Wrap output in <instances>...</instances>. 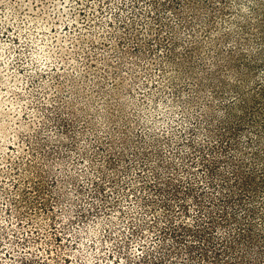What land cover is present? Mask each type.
I'll list each match as a JSON object with an SVG mask.
<instances>
[{
	"label": "trees",
	"instance_id": "trees-1",
	"mask_svg": "<svg viewBox=\"0 0 264 264\" xmlns=\"http://www.w3.org/2000/svg\"><path fill=\"white\" fill-rule=\"evenodd\" d=\"M105 4L98 11L112 30L87 49L88 82L97 80L87 95L82 75L55 68L45 73L50 86L27 92L26 185L11 203L28 230L16 245L67 233L66 165L86 156L79 144L88 132L93 153L127 179L101 175L117 194L132 190L144 210L127 225L140 252L125 253V241L114 248L124 264H264V0ZM10 250L0 264H58L53 249L45 258Z\"/></svg>",
	"mask_w": 264,
	"mask_h": 264
},
{
	"label": "rangeland",
	"instance_id": "rangeland-1",
	"mask_svg": "<svg viewBox=\"0 0 264 264\" xmlns=\"http://www.w3.org/2000/svg\"><path fill=\"white\" fill-rule=\"evenodd\" d=\"M107 1L0 0L2 261L9 262L8 253L14 248L21 254L24 251H37L42 258L50 256V250L53 249L52 255L59 256L58 264H124L123 255L114 249L121 245L120 241H125V253L133 254L141 250L139 240L128 239L127 225L132 217H136L134 221L142 218L144 210L138 207L137 197L132 194V190L117 194L114 187L119 189L120 186H114L101 175L103 170L105 174L116 177L117 181L127 179L123 177L124 173L109 169L93 153L89 144L92 135L88 132L80 136L79 144V150L87 153L86 156L74 153L66 165L69 184L65 185L68 191L59 216L67 227V233L62 234L61 241L57 243L42 241L30 249L16 245L17 235L26 236L28 230L27 225L21 226L17 214L13 215L14 207L11 203L13 196L21 198L26 185L25 171L19 162L25 160L27 148L20 136L28 131L25 113L31 109L28 105L31 99L27 92L34 83H46L45 87L48 84L50 86L51 73H45L55 68L63 78L82 75L83 81H79L82 86L80 97L87 95V83L97 81L88 82L90 75L87 77V49L91 50L92 45L100 46L104 37H110L108 32L112 30L106 23L109 15L104 16L105 14L98 11L99 6L106 5ZM160 105L163 106L162 103ZM168 118L165 122L169 125ZM160 122L161 120L157 127H161ZM63 168L60 164L56 170L60 172ZM130 178L133 180V175ZM97 184L103 186L100 191L97 190ZM136 195L142 196V193L137 191ZM103 198L107 200L104 201ZM43 218L41 217V221L44 222ZM3 231L5 238L1 234ZM110 231L114 233V239H107ZM153 238L154 235L149 237ZM51 261L55 263L54 260Z\"/></svg>",
	"mask_w": 264,
	"mask_h": 264
}]
</instances>
